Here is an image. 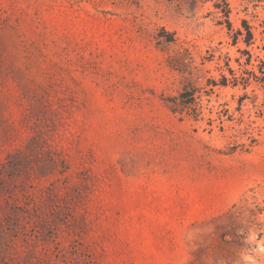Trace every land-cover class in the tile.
<instances>
[{"label": "rangeland", "instance_id": "rangeland-1", "mask_svg": "<svg viewBox=\"0 0 264 264\" xmlns=\"http://www.w3.org/2000/svg\"><path fill=\"white\" fill-rule=\"evenodd\" d=\"M244 49L264 0H0V264H264Z\"/></svg>", "mask_w": 264, "mask_h": 264}, {"label": "trees", "instance_id": "trees-1", "mask_svg": "<svg viewBox=\"0 0 264 264\" xmlns=\"http://www.w3.org/2000/svg\"><path fill=\"white\" fill-rule=\"evenodd\" d=\"M221 12L223 13L224 22L226 23L227 29H230V22L228 20L229 16V9L225 6V9ZM244 32H238L237 34L242 36V41L246 46H249L252 43L253 40V33L251 31V28L249 26L243 25ZM237 64L240 66V72L237 73L233 69H231L227 65V70L229 72V76L226 74H221L220 78L217 80H212L211 85L216 86H237L241 85L243 88H246L249 84L252 82L256 84H260L264 87V61L258 58L257 56L253 59V55L250 51L244 49L241 50V56L235 59ZM253 60L256 61V63H253ZM193 95V93H190L186 95L185 93H182L179 96L180 103L184 107H191L193 104V99L187 100L185 99L186 96ZM176 98L171 97L166 99L168 108L173 112L178 111V107L176 104ZM195 105V103H194Z\"/></svg>", "mask_w": 264, "mask_h": 264}]
</instances>
